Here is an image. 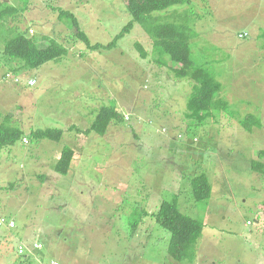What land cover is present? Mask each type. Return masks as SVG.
<instances>
[{
  "label": "rangeland",
  "instance_id": "rangeland-1",
  "mask_svg": "<svg viewBox=\"0 0 264 264\" xmlns=\"http://www.w3.org/2000/svg\"><path fill=\"white\" fill-rule=\"evenodd\" d=\"M2 1L20 12L0 20V123L9 116L24 133L0 152V217L14 222L0 226V264H264V169L251 168L264 163V0H191L161 12H185L194 63L222 85V105L206 117L186 115L192 81L172 75L168 55L158 53L160 65L139 24L103 47L131 21L126 0ZM59 9L99 46L89 48ZM19 31L66 53L37 68L9 62L3 44ZM103 105L120 120L85 133ZM46 128L62 138L30 136ZM65 146L74 155L61 175ZM200 173L211 194L195 201L190 182ZM175 194L204 224L195 256L181 262L151 216Z\"/></svg>",
  "mask_w": 264,
  "mask_h": 264
},
{
  "label": "trees",
  "instance_id": "trees-1",
  "mask_svg": "<svg viewBox=\"0 0 264 264\" xmlns=\"http://www.w3.org/2000/svg\"><path fill=\"white\" fill-rule=\"evenodd\" d=\"M191 0H126V8L131 15V21L128 22L121 31L114 37L108 45L103 47H112L114 41L123 34L129 32L134 23L139 24L151 38L153 51L157 54L158 62L164 65L160 54H166L169 59L177 66L172 67V75L176 78H189L193 86L187 101L189 117H195L200 114L208 116L212 106L222 105V101L216 98V95L221 90V83L216 80L210 70L206 66L197 65L191 57L190 27L185 20V12L182 14L167 13L162 15L161 12L168 11L171 7L183 5ZM20 9L10 5L6 1L0 0V20L8 17H16ZM154 12H160L154 14ZM59 16L66 18L67 21L76 29V34L79 35L84 43L89 48H94L99 45H91L89 38L84 32H81L78 27L77 18L68 10L59 9ZM67 22V23H68ZM241 38L247 35L246 32L239 33ZM37 41L33 37H28L20 31L5 41L3 44V53L8 58L9 62L21 61L26 68H37L48 61H58L66 53V47L58 44L57 41L51 40L47 46L40 47L36 44ZM94 46V47H93ZM136 47L144 57L145 51L139 43ZM159 56V57H158ZM13 69V67H12ZM121 113L115 106L103 105L98 108L95 117L89 128L84 132H96L103 134L107 126L120 120ZM253 117H247L241 121L244 127L248 130L251 126H247L248 120ZM10 117L6 116L0 123V152L6 146L14 144L18 139L23 137V131L11 123ZM73 127V126H72ZM63 130L59 128L38 129L30 133V136L37 139H49L59 141L62 138ZM73 150L65 146L62 148L60 156L54 166L57 173L66 175L73 160ZM264 156V150L259 153V157ZM251 168L255 170H263L264 163L254 160L251 163ZM192 196L195 201L206 200L211 194V184L208 177L204 173L195 175L190 182ZM178 194H175L171 200H163L156 212L151 216L164 229L169 232V241L167 245V254L175 261L181 262L186 257L192 258L195 256V249L198 239L202 235L204 224L201 220L190 217L181 212L178 204ZM147 215V214H146ZM135 229V227H134ZM133 229V230H134ZM21 258V257H20ZM29 261L27 257L23 262Z\"/></svg>",
  "mask_w": 264,
  "mask_h": 264
},
{
  "label": "built area",
  "instance_id": "built-area-1",
  "mask_svg": "<svg viewBox=\"0 0 264 264\" xmlns=\"http://www.w3.org/2000/svg\"><path fill=\"white\" fill-rule=\"evenodd\" d=\"M239 37H242L241 35ZM7 76H10L9 74ZM15 80H17V78H15ZM33 82V81H31ZM31 84V83H30ZM33 84V83H32ZM26 141V140H25ZM3 224H7L8 227H13L14 226V222L13 220H6V218L4 217H0V226L3 225ZM40 246L37 244V243H33L31 248L32 249H37L39 248ZM26 252V248L23 246V245H19L18 246V253L20 255L24 254ZM49 264H60L58 260H51L49 262Z\"/></svg>",
  "mask_w": 264,
  "mask_h": 264
},
{
  "label": "clouds",
  "instance_id": "clouds-1",
  "mask_svg": "<svg viewBox=\"0 0 264 264\" xmlns=\"http://www.w3.org/2000/svg\"><path fill=\"white\" fill-rule=\"evenodd\" d=\"M26 139H24V141H25ZM25 142H27V140L25 141ZM19 256H21V255H19Z\"/></svg>",
  "mask_w": 264,
  "mask_h": 264
}]
</instances>
